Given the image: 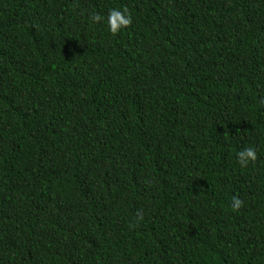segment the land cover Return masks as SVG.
I'll return each instance as SVG.
<instances>
[{
	"label": "trees",
	"instance_id": "obj_1",
	"mask_svg": "<svg viewBox=\"0 0 264 264\" xmlns=\"http://www.w3.org/2000/svg\"><path fill=\"white\" fill-rule=\"evenodd\" d=\"M0 264H264V0H0Z\"/></svg>",
	"mask_w": 264,
	"mask_h": 264
},
{
	"label": "clouds",
	"instance_id": "obj_2",
	"mask_svg": "<svg viewBox=\"0 0 264 264\" xmlns=\"http://www.w3.org/2000/svg\"><path fill=\"white\" fill-rule=\"evenodd\" d=\"M99 15H93L92 20H100ZM107 27L108 31L112 34H116L121 28L126 27L131 23V15L129 14L127 8L124 9H111L107 15ZM237 163L241 167H246L249 162L255 161L257 157V152L254 147H247L236 153ZM233 209H238L242 201L238 197L232 198Z\"/></svg>",
	"mask_w": 264,
	"mask_h": 264
}]
</instances>
